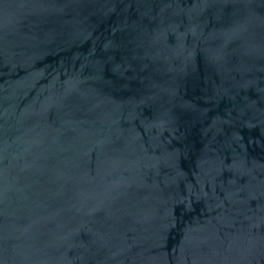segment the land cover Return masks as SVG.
<instances>
[{"label": "water", "instance_id": "water-1", "mask_svg": "<svg viewBox=\"0 0 264 264\" xmlns=\"http://www.w3.org/2000/svg\"><path fill=\"white\" fill-rule=\"evenodd\" d=\"M0 264H264V0H0Z\"/></svg>", "mask_w": 264, "mask_h": 264}]
</instances>
